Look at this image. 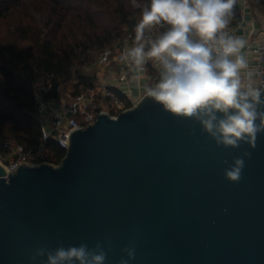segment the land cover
<instances>
[{
    "label": "water",
    "instance_id": "1",
    "mask_svg": "<svg viewBox=\"0 0 264 264\" xmlns=\"http://www.w3.org/2000/svg\"><path fill=\"white\" fill-rule=\"evenodd\" d=\"M245 151L230 183L224 169ZM82 242H103L106 264L132 243L129 264H264V135L255 149L218 147L143 95L72 131L57 165L0 163V264H41L37 247Z\"/></svg>",
    "mask_w": 264,
    "mask_h": 264
},
{
    "label": "clouds",
    "instance_id": "2",
    "mask_svg": "<svg viewBox=\"0 0 264 264\" xmlns=\"http://www.w3.org/2000/svg\"><path fill=\"white\" fill-rule=\"evenodd\" d=\"M234 4L235 0H149L134 28V46L126 49L124 58L136 68L147 59L158 62L159 77L154 86H145L144 95L165 112L193 119L218 147L235 150L247 144L255 149L264 135V90L254 87L250 72L244 73L246 41L225 31ZM156 26L158 33L146 37ZM250 157L248 151L234 157L224 169L225 179L238 184L245 158ZM122 252L119 264H129L136 258L135 243ZM40 258L41 264H106L107 251L103 242L54 249L44 245L30 257L33 262Z\"/></svg>",
    "mask_w": 264,
    "mask_h": 264
},
{
    "label": "trees",
    "instance_id": "3",
    "mask_svg": "<svg viewBox=\"0 0 264 264\" xmlns=\"http://www.w3.org/2000/svg\"><path fill=\"white\" fill-rule=\"evenodd\" d=\"M139 1L144 6L149 3ZM249 3L264 8V0ZM29 6L46 12V32L25 15ZM15 12L18 18L13 25ZM241 20L235 0L229 23L237 25ZM136 24L131 0H0V147L12 140L33 150L41 137L35 101L38 80H49L44 99L58 98L61 81H75L73 94L92 88L96 73L83 71L93 63L89 51L102 50L120 39L123 28L135 43ZM111 89L127 107L133 105L121 91ZM46 150L45 158L55 164L64 155L53 139L47 141Z\"/></svg>",
    "mask_w": 264,
    "mask_h": 264
},
{
    "label": "built area",
    "instance_id": "4",
    "mask_svg": "<svg viewBox=\"0 0 264 264\" xmlns=\"http://www.w3.org/2000/svg\"><path fill=\"white\" fill-rule=\"evenodd\" d=\"M131 2L134 7H138L137 4H139V7L143 8L138 0H131ZM238 3L242 13L250 6L249 0H238ZM251 23L248 30V38L251 40L244 50L248 68L244 70V73L250 72L254 87L262 90L264 87V16L260 18V22ZM238 28L243 29V19L237 25L229 23L225 31L233 36ZM157 33L154 27L150 33L146 32V37ZM257 35L260 37L256 38ZM133 46L131 33H128L120 43L105 46L91 66L96 77L113 61L120 65L121 75L131 74L135 66L124 58V54L126 49ZM151 61L153 60L147 59L141 68L136 69L145 71ZM83 71H89V66L84 67ZM48 89V84H43L35 93V101L38 105L37 116L41 129V137L35 148L26 150L23 145L12 140L4 142L0 147V163L4 165L8 173L14 172L20 164L37 166L41 163H51L44 156L49 139H53L64 150L65 155L72 131L93 123L100 112L116 117L119 112L131 107H127L125 101L119 98L104 81H97L92 88H82L73 95L62 96L58 90V98L44 99V93Z\"/></svg>",
    "mask_w": 264,
    "mask_h": 264
},
{
    "label": "crops",
    "instance_id": "5",
    "mask_svg": "<svg viewBox=\"0 0 264 264\" xmlns=\"http://www.w3.org/2000/svg\"><path fill=\"white\" fill-rule=\"evenodd\" d=\"M260 16V17H259ZM262 18L260 11L257 8L249 6L242 13L243 29L241 33H235L233 37L242 38L246 41L245 48L249 44L251 38H248V30L251 22H260ZM260 37L257 35L256 38ZM245 48L242 50L244 53ZM159 64L156 61H151L145 71L135 70L127 75H121V67L116 62H112L108 67L104 68L100 74H97V81H104L111 88H116L132 103H136L143 95L145 86H154V83L159 77ZM243 75V73H242Z\"/></svg>",
    "mask_w": 264,
    "mask_h": 264
},
{
    "label": "rangeland",
    "instance_id": "6",
    "mask_svg": "<svg viewBox=\"0 0 264 264\" xmlns=\"http://www.w3.org/2000/svg\"><path fill=\"white\" fill-rule=\"evenodd\" d=\"M139 3H141V5L144 7V5L142 4L141 1H139ZM132 6H133V10H134V17L136 18V23H138L140 21V19H141L142 8L141 7H134L133 4H132ZM257 10L260 11L261 16L263 17L264 16V8H257ZM25 15L29 19H32L35 22V24L37 25L38 29H40L41 31H45L46 32V30H47L46 27H45V23L47 21L46 12H44L42 10L35 9V8L29 6L28 9L25 11ZM17 18H18V15L15 12L14 15L12 16V18H11V23L13 25L17 22ZM125 36H126V28H123L120 39L115 40L111 44L120 43L124 39ZM100 51H101V49H95V50L89 51V55H90L89 57L91 59L90 60L91 63L96 60V58L100 54ZM91 66H92V64L89 66V71L95 72L94 69ZM76 67L80 68L81 66H80V64H77ZM45 82L48 83L49 80L44 81L42 79H39L38 82H37V90L40 89L41 85L46 84ZM74 83H75V81L73 79L72 80L61 81V83L59 85V88H58L59 94L62 95V96L67 95V94L73 95L74 89H75L74 88ZM96 83H97V80H96L95 84ZM48 87H49V85H48ZM44 156L45 157L49 156V152L47 150L45 151ZM51 163L55 164L54 162H51Z\"/></svg>",
    "mask_w": 264,
    "mask_h": 264
}]
</instances>
